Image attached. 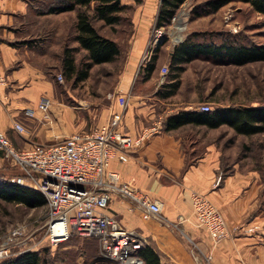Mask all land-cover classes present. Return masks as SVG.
Returning <instances> with one entry per match:
<instances>
[{"label": "crops", "instance_id": "1", "mask_svg": "<svg viewBox=\"0 0 264 264\" xmlns=\"http://www.w3.org/2000/svg\"><path fill=\"white\" fill-rule=\"evenodd\" d=\"M160 2H122L135 7L131 21L136 43L130 46L114 90L108 93L101 117L92 126L59 97L60 61L50 64L37 58L38 54L53 53L51 43L37 52L28 42L40 32L34 30V22L40 15L35 0H0V67L7 76V84L0 91V130L14 146L25 148L88 131L103 124L114 112H122L120 129L132 136L160 118V130L130 150L127 160L112 158L109 162V168L117 171L123 181L159 204V214L144 220L140 211L128 209L127 203L117 197L111 200L109 211L125 226L141 230L147 244L158 254L160 264H264V167H249L239 158L228 161L223 152L225 143L201 133L191 136L186 132L194 127L207 132L226 124L209 128L188 122L168 128L170 116L203 111L188 103L172 105L179 83L173 89L171 75L165 83H156L154 72L158 66L154 56L140 64ZM176 46L169 51L165 65L172 63ZM153 58L154 65L146 75ZM180 78L181 75L179 82ZM42 95L51 102L46 118L37 109ZM28 107L35 110L33 116L25 115L24 109ZM14 122L23 124L25 131L18 132ZM218 176L221 179L217 184ZM192 192L206 194L218 207L231 232L229 236L213 243L207 230L196 223L190 203Z\"/></svg>", "mask_w": 264, "mask_h": 264}, {"label": "rangeland", "instance_id": "2", "mask_svg": "<svg viewBox=\"0 0 264 264\" xmlns=\"http://www.w3.org/2000/svg\"><path fill=\"white\" fill-rule=\"evenodd\" d=\"M50 1L56 2L35 0L36 10H44ZM208 1L210 0H187L186 4L179 7L171 23L160 27L163 37L150 52V58L154 56L158 66L154 72L156 83L163 84L168 80L172 73V63L165 65V60L170 58L169 51L174 46L187 42V39L204 43L218 44L228 41L254 46L264 45V14L256 12L248 2L228 0L208 14L194 16L193 12H201ZM127 6L126 11L121 13L125 19L119 24L110 26L102 24L101 21H94L100 33L118 42L122 51L119 58L93 65L88 76L81 81L67 79L61 73L62 81L58 83L57 90L62 94H59L61 101L77 109L80 118L92 126L95 123L93 121H98L101 117L102 109L109 100L108 93L114 90L130 46L136 43L135 27L131 21L135 7L130 4ZM78 10L79 6H76L71 11L38 15L34 30L40 32L35 38L48 37L53 51L50 56L38 54L37 58L41 62L58 64L56 52L62 50L63 44H76L73 35ZM154 27L156 26L152 25L150 28L145 49L152 40ZM75 56L77 62H80L82 53L75 51ZM171 103L174 106L183 103L193 106L208 104L213 108L217 105H264V60L235 64L227 58L195 55L184 63L180 82ZM186 132L188 135L201 133V136L219 139L225 143L223 152L228 161L239 158L249 167H264V131L252 135H237L232 129L222 125L207 132L195 127ZM17 173L18 170L13 168L9 159H0V178L10 180ZM46 211V203L33 207L0 200V237H5L13 229L24 228L26 243L21 245V248L23 251L37 252L40 255V264H117L115 260L102 254L98 240L93 237L72 235L64 242L51 244L45 237Z\"/></svg>", "mask_w": 264, "mask_h": 264}, {"label": "built area", "instance_id": "3", "mask_svg": "<svg viewBox=\"0 0 264 264\" xmlns=\"http://www.w3.org/2000/svg\"><path fill=\"white\" fill-rule=\"evenodd\" d=\"M162 37V28L154 27L152 40L140 64L150 59V52ZM57 79L62 81V75L58 74ZM6 84V73L0 67V91ZM50 103L47 96L40 97L37 109L43 118L47 116ZM123 104L126 106L127 102ZM199 108L210 110L208 104ZM34 111L29 107L24 109L27 116H33ZM121 119L122 112H114L103 124L88 131L25 148L14 146L0 130V150L18 170L10 181L37 190L44 196L47 205L45 237L51 244L64 242L72 235L93 237L98 240L102 254L117 264H143L138 250L148 243L146 236L139 228L125 226L110 212V202L114 197L125 201L128 209L140 211L144 220L156 217L160 206L148 194L123 181L117 171L109 168V162L112 158L127 160L130 150L160 130L161 119L137 136L120 129ZM13 127L18 132L25 131L20 122H14ZM220 179L218 176L217 184ZM190 203L196 223L207 230L213 243L231 234L220 210L206 194L192 192ZM24 235V228H16L0 237V259L23 251Z\"/></svg>", "mask_w": 264, "mask_h": 264}, {"label": "trees", "instance_id": "4", "mask_svg": "<svg viewBox=\"0 0 264 264\" xmlns=\"http://www.w3.org/2000/svg\"><path fill=\"white\" fill-rule=\"evenodd\" d=\"M138 1V0H136ZM185 0H161L155 26L161 27L171 23L172 17ZM228 0H210L206 2L201 12H193L194 16L208 14L225 4ZM248 2L258 13L264 14V0H241ZM76 6L73 40L76 45L66 46L56 52L60 61V71L65 78L75 82L84 80L93 65L108 63L116 60L121 55V48L115 40L99 32L94 21H101L105 25L119 24L125 18L121 13L126 11L127 5L121 0H56L46 4L44 10H38V14L57 13L59 11H71ZM25 41V40H24ZM37 52L46 48L49 44L48 37L33 36L28 40ZM75 51L82 53L81 61L77 62ZM195 55L213 56L230 59L235 64H244L254 60H264V45L254 46L235 42L222 41L221 43H197L195 41L183 42L175 47L172 55V73L174 79L173 89L179 83V77L183 71L184 63ZM154 65V58L147 66L146 75ZM58 68V67H57ZM204 124L209 128L226 124L236 134L252 135L264 131V105L243 106L228 105L214 110L181 112L170 116L167 121L168 128H176L185 123ZM2 153V151L0 150ZM0 200L14 202L27 206H41L46 203L44 196L32 188L21 186L9 179L0 178ZM138 255L143 264H160V259L155 250L145 244L138 250ZM40 255L34 251H23L0 260V264H40Z\"/></svg>", "mask_w": 264, "mask_h": 264}]
</instances>
